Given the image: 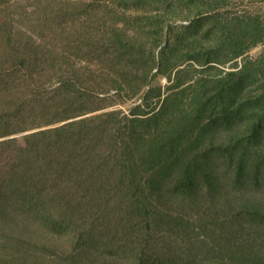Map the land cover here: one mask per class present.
<instances>
[{"label":"trees","instance_id":"obj_1","mask_svg":"<svg viewBox=\"0 0 264 264\" xmlns=\"http://www.w3.org/2000/svg\"><path fill=\"white\" fill-rule=\"evenodd\" d=\"M12 1L0 0V7ZM230 1L172 0L176 8L180 6L187 24L160 48L157 72L171 81L163 66L169 63L175 51L173 47L180 45L184 64L191 62L200 68L207 65L216 68L220 63H230L228 79L239 77L229 86L221 77L217 83L222 86L216 87L214 92L204 83L182 88L179 79L168 88L171 94H166L157 109L132 113L128 125L133 127L139 122L146 125L145 129L148 127L157 133L148 136L147 159L129 166L126 186L121 179L123 173L104 181L113 178L109 189L129 188L136 197L125 212L128 226L123 232L122 243L125 244L121 247L127 255L118 254L114 264H264V95L239 99L247 84L264 75V56L258 65L246 62L238 69L236 63L238 58L264 44V12L250 10L235 16L237 12ZM44 3L48 5L50 0ZM54 13L55 18L67 21L65 10L57 9ZM62 30L73 38L72 42L81 44L73 45L77 50V55H73L81 61L80 50L85 46L82 43L90 39L84 33L86 39L80 41L74 34L73 22ZM109 40L115 44L121 41L114 31ZM6 41L11 45L9 38ZM30 41L31 45L27 40L13 39L11 50H7L1 60L29 70L40 61L42 54V46ZM22 44L26 52H21ZM64 58L67 60V55ZM151 58L155 60L154 53ZM256 68H260L259 73ZM84 69L74 70L71 79L59 84V90L66 88L62 106H72V92H78L72 90L78 83L76 71ZM243 75L245 81L241 79ZM189 88L196 91L190 99L193 107L182 112V98ZM160 92V88H148L144 102L152 95L159 100ZM135 94L136 91L130 96ZM15 104L19 108L14 111L20 112V106L24 105ZM51 108L43 107L37 117L57 113ZM33 110L34 107L29 106L25 115ZM3 113L0 112V264H46L45 244H50L53 250L62 245L50 243L52 239L41 232L53 233L50 223L60 226L64 220L67 229L76 226L72 228L80 231L75 221L72 225L67 223L76 213L68 202L69 197L76 196V187L81 183L102 188L103 176L95 177L96 173L102 175L100 168L106 173L113 171L106 165L87 167L81 156L88 157L89 149L94 152V148H88L90 142L101 136L95 128L96 134L89 140L84 130L87 122L94 118L72 120L75 116H68L28 128L21 126L19 114L10 118ZM45 127L50 128L43 129ZM134 133L130 140L135 141V145L123 148L128 160L134 158V153L139 155L138 145L142 141L139 137L144 136L143 131ZM77 144L86 148L75 147ZM113 158L118 159L116 152ZM139 173L143 185L136 181ZM57 211L59 213L54 215ZM189 226L195 237L191 246L194 252L169 241L168 233L179 229V241L186 237L190 242L192 238L186 231ZM73 235L74 250L83 262L85 252L79 241L85 244L90 238ZM24 240L28 241L25 247ZM39 247L42 251L37 250ZM143 255L151 259L153 256L152 261H146Z\"/></svg>","mask_w":264,"mask_h":264},{"label":"rangeland","instance_id":"obj_2","mask_svg":"<svg viewBox=\"0 0 264 264\" xmlns=\"http://www.w3.org/2000/svg\"><path fill=\"white\" fill-rule=\"evenodd\" d=\"M169 4L171 6H168ZM230 4L235 6L233 8L237 12L235 16L247 14L250 10L264 12V0H231ZM176 6L172 4V0H158L156 3L154 0H50L48 5H45L44 0H13L6 6L0 7V112L4 111L2 115L10 118H14V114H19L22 119L21 126L24 124L28 128L42 125L47 120H62L68 116H75L72 120L94 118L87 122L84 130L87 137H90L89 140L92 139L91 135L96 134V131H93L95 128L101 136L97 141L90 142L88 148H94V152L89 149L88 157L86 154L81 155L84 156L83 161L86 162L87 167L95 165L99 168L106 165L113 171L112 173L107 171L108 174L99 169L102 175L96 173L95 177L103 176V183L105 178L118 177L123 173L121 179L125 183L123 186H126L129 166L139 165L147 159L148 136L157 133L148 127L145 129L146 125L139 122L133 127L128 125V120L134 111L140 113L151 111L153 107L157 109L166 94H171L168 88L179 79L183 84L182 88L204 83L209 91L214 92L216 87L222 86L217 83L221 77L228 82V86L239 77L237 75L235 79H228L227 73L231 71L230 63H220L216 68L207 67L208 65L200 68L191 62L184 64L181 62L184 57L180 45L173 47L175 51L169 57V63L163 66L171 76V81H167L164 75L157 72L160 48L166 41H172L173 35L179 33L181 27L187 24L183 13H180V6L179 8ZM57 9L65 10L68 17L66 22L54 17ZM232 14L233 12H230V16ZM71 15L73 17L69 19ZM71 22H73L74 34L80 38V41L86 39L84 33L90 39L88 43H82L85 46L80 50V55L83 56L81 61L73 55V53L77 55L73 45L79 47L81 44L72 42L73 38L64 34L65 29L62 30ZM113 31L121 39L120 43H110L109 39ZM6 38L10 39L11 45L7 44ZM19 38L22 42L29 41L30 45V40H33L36 45L42 46L40 61L29 70L21 69L20 66L14 67L12 61L5 63L1 60L6 51L11 50L12 40ZM21 52H26L24 47ZM152 53L155 55L154 61L151 58ZM65 55L68 57L67 60L64 58ZM263 56L264 44L258 45L236 60L237 68H241L246 62L261 63ZM79 68L85 69L82 72L76 71L78 83L72 90L78 92H72L73 104L67 108L61 105V98L66 88L63 86L59 90V84L62 80L71 79L73 71ZM259 69L256 68L257 73ZM245 77L243 75L241 79L245 81ZM248 80L250 81V78ZM257 80L246 85L240 92L239 99L264 95V75H259ZM148 88H160L161 98L158 100L152 95L147 103L144 102V94ZM135 91L136 94L130 96ZM195 92L193 88H189L183 95L182 112L193 107L190 99ZM15 103L24 105L20 106V112L14 111V108H19ZM77 105L79 109L75 107ZM29 106H33L34 110L25 115ZM43 107L47 109L53 107L51 109L57 113L37 117L43 111ZM109 115L111 116L108 117ZM23 116L27 118L23 119ZM46 128L50 127L43 129ZM159 128L163 127L159 126ZM135 131L137 133L143 131L144 136L139 137L142 140L138 145L139 155L134 153V158L128 160L127 152L123 148L128 144L135 145V141L130 140ZM75 147L86 148L79 144ZM115 152L118 156L116 161L113 158ZM105 160L107 163H104ZM142 180L143 177L139 173L136 181L143 185ZM110 183L113 184V178L109 182L106 181L99 189L92 184L81 183L78 188L76 187V196L69 197L68 202L73 205L71 207L76 213L74 219L68 220L67 223L70 222L72 225V221H75L80 231L72 228L76 226L67 229L65 220L60 226L50 223L54 228L53 233L47 232L50 236L37 230L42 235L50 237L52 239L50 243L59 242L62 245L60 249L53 250L49 248L50 244H45L44 251L47 252L45 255L39 253L46 259V264H83V262L114 264L118 254L127 255V251H122L121 247L125 244L122 243L124 240L122 238L128 226L125 212L128 204L136 197L129 188L109 189ZM58 213L59 211L54 212V215ZM184 218L187 219L186 216ZM189 227L190 229H186L192 238L189 243L186 237L179 241L177 236L179 229L168 233L169 241L171 244L177 242V245L185 247L182 249L187 248L194 252L191 246L195 237L194 234L192 235L191 226ZM74 233L75 236L90 238L85 244L79 241L85 252L83 262L79 261L78 254L74 250L76 244L71 241ZM0 243L2 244V240ZM27 244L28 241L24 240L23 247ZM37 250L42 251V248L39 247ZM186 256L187 253L184 257ZM142 257L150 262L153 259V256L152 259L145 255Z\"/></svg>","mask_w":264,"mask_h":264}]
</instances>
